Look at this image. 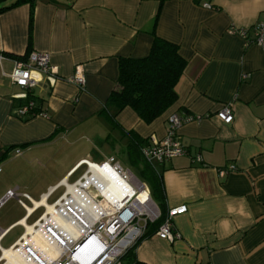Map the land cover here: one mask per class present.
<instances>
[{"label":"crops","instance_id":"1","mask_svg":"<svg viewBox=\"0 0 264 264\" xmlns=\"http://www.w3.org/2000/svg\"><path fill=\"white\" fill-rule=\"evenodd\" d=\"M28 17L29 4L0 11V53L8 54H0V264L10 262L18 240L64 185L82 176V160H103L117 145L126 156L122 131L149 144L162 138L172 112L200 117L178 129L185 154L153 162L164 212L187 210L173 219L179 239L150 235L135 247L136 260L264 264V48L251 43L254 27L264 22V0H35L30 48ZM152 29L186 60L177 100L149 124L129 107L112 118L106 102L118 59L148 54ZM240 29L246 38L231 32ZM29 49L48 53L60 78L30 91L42 113L18 117L23 89L9 74L13 58ZM76 66L85 74L83 89L70 81ZM227 103L234 113L228 124L215 115ZM63 143L81 152L68 162L54 160L50 153ZM8 190L14 196L6 197Z\"/></svg>","mask_w":264,"mask_h":264},{"label":"built area","instance_id":"2","mask_svg":"<svg viewBox=\"0 0 264 264\" xmlns=\"http://www.w3.org/2000/svg\"><path fill=\"white\" fill-rule=\"evenodd\" d=\"M201 6L211 8L204 1ZM231 32L245 38L247 36L246 30ZM253 34L251 43L264 48V22L254 27ZM9 78L14 85L23 89L18 97L24 99L38 84L44 82L53 86L60 77L50 64L48 53L32 51L25 56L13 58ZM70 81L79 89L84 88L85 74L81 66L75 67ZM30 107V103L22 105L14 114L30 117ZM215 115L226 124L232 122L234 113L231 104L222 106ZM199 118L170 113L166 119L164 136L160 139L152 138V142L143 150L144 157L153 164L185 154L186 149L178 138V129L184 123ZM195 160L201 161L199 156ZM91 163L99 165L102 170L111 168L129 187L121 185L122 188L118 190L121 196L117 197L108 187L112 171L96 180L92 178ZM80 164L86 166L82 176L70 185L71 190L64 185V193L21 236L13 250L20 252L32 264H122L121 257L143 235L146 225L162 217L160 208L151 198L145 184L135 179L138 183L136 185L130 178V171L125 170L112 156L100 163L82 160ZM229 169L234 170L235 166L231 165ZM219 173L223 171L219 170ZM141 191L145 193L144 199L138 198ZM12 196L14 190H8L6 197ZM23 196L28 197L26 194ZM186 210L185 205L167 210L154 235L168 242L179 239L180 235L173 230V219ZM34 236H39L46 243V250H41L34 243ZM48 249L54 253L53 258L47 255Z\"/></svg>","mask_w":264,"mask_h":264},{"label":"trees","instance_id":"3","mask_svg":"<svg viewBox=\"0 0 264 264\" xmlns=\"http://www.w3.org/2000/svg\"><path fill=\"white\" fill-rule=\"evenodd\" d=\"M34 1L14 0L10 5L0 8V11H4L21 4H29L28 48L31 47ZM151 33L153 41L148 54L118 59L116 87L111 91L106 102V109L112 111V118L125 107H129L140 120L149 124L166 112L177 100L176 86L186 67V60L180 56L176 44L157 37L154 29ZM28 103L31 104L28 112L30 117L42 113L41 102H37L30 91L18 106ZM122 133L123 137L124 135L127 137V160L137 170L143 179L142 182L149 187L150 196L162 213L160 219L146 225L143 235L120 259L122 264H144L136 260L134 249L142 239L155 233L165 214L162 209L164 198L162 178L160 172L143 155V150L149 144L147 139L141 138L132 131H122Z\"/></svg>","mask_w":264,"mask_h":264},{"label":"bare ground","instance_id":"4","mask_svg":"<svg viewBox=\"0 0 264 264\" xmlns=\"http://www.w3.org/2000/svg\"><path fill=\"white\" fill-rule=\"evenodd\" d=\"M107 170V171H106ZM106 170H102L99 165H94V163H91V171H92V178L99 180L101 178V176H103L106 172L108 171H112V175L109 177L110 179V183L108 185L109 189L111 192H113L114 194L117 195V197L121 196L118 193V190L121 189V185H125L129 187V184L126 185L120 178V176L116 173H114V171L111 168L106 167ZM131 178V176H130ZM135 179V178H134ZM68 190H71L70 185L68 186ZM131 192V190H130ZM145 197V193L144 192H140V195L138 198L140 199H144ZM48 210H50V205H48ZM29 230V229H28ZM34 243L40 247L41 250H46V243L39 237V236H34L33 237ZM47 255L51 258L54 257V253L48 249L47 251ZM10 262H8V264H32L30 263L20 252L18 251H13L12 252V258L9 259Z\"/></svg>","mask_w":264,"mask_h":264},{"label":"rangeland","instance_id":"5","mask_svg":"<svg viewBox=\"0 0 264 264\" xmlns=\"http://www.w3.org/2000/svg\"><path fill=\"white\" fill-rule=\"evenodd\" d=\"M11 1H14V0H5V1H3V2H1L0 3V5H3V4H5L6 2H11ZM72 146H68L66 143H63V145H61V146H58L57 148H55V149H53V150H56L54 153H50L51 154V156H52V158L54 159V160H60L62 157H64L65 158V162H68L71 158H72V156H74V155H77V153H79V152H81V150H77V148H71ZM119 145H117V147L116 148H114V150H113V152L112 153H110V154H108L107 153V157L106 158H109V157H113L114 159H115V161H119L118 163L121 165V166H123V168L125 169V170H128V169H126L125 167H127V168H129L130 169V173H132L133 175L131 176V180L136 184V185H138V183H137V181L135 180V179H138L139 181H141L142 182V178L139 176V174H138V172H137V170L128 162V160H127V158H126V156L124 155V154H122V153H120V151H119ZM71 151L73 152L72 153V155H71ZM77 151V152H76ZM93 157V156H92ZM105 158V159H106ZM105 159H103V160H99V159H97L96 160V162L97 163H100V162H102V161H104ZM129 171V170H128ZM135 178V179H134ZM62 190V189H61ZM61 190H59L55 195H54V197H56L60 192H61ZM54 197H52L50 200H49V202H51L52 200H53V198Z\"/></svg>","mask_w":264,"mask_h":264}]
</instances>
